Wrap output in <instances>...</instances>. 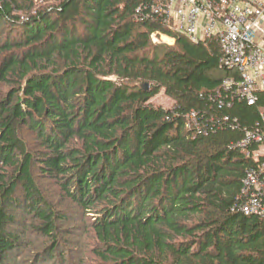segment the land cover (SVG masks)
<instances>
[{
  "label": "trees",
  "instance_id": "trees-1",
  "mask_svg": "<svg viewBox=\"0 0 264 264\" xmlns=\"http://www.w3.org/2000/svg\"><path fill=\"white\" fill-rule=\"evenodd\" d=\"M2 23L0 264H17L24 217L51 242L35 260L60 251L66 217L35 167L89 217L97 264H264V216L241 211L264 176V92L248 105L224 86L239 75L216 36L190 41L162 0H0Z\"/></svg>",
  "mask_w": 264,
  "mask_h": 264
},
{
  "label": "built area",
  "instance_id": "built-area-1",
  "mask_svg": "<svg viewBox=\"0 0 264 264\" xmlns=\"http://www.w3.org/2000/svg\"><path fill=\"white\" fill-rule=\"evenodd\" d=\"M176 30L192 42L216 36L223 52L221 67L235 70L239 79L224 86L248 105L264 92V0H162ZM264 120V114H262ZM194 115H190L193 119ZM263 141L258 130L245 133L239 147ZM261 151L264 153V145ZM244 186L248 198L241 207L245 215L264 216V176L248 174Z\"/></svg>",
  "mask_w": 264,
  "mask_h": 264
},
{
  "label": "rangeland",
  "instance_id": "rangeland-1",
  "mask_svg": "<svg viewBox=\"0 0 264 264\" xmlns=\"http://www.w3.org/2000/svg\"><path fill=\"white\" fill-rule=\"evenodd\" d=\"M37 4H41L44 0H34ZM13 27L9 24L2 23L0 26L1 36L12 39L14 36L12 33ZM10 36V37H9ZM153 42H157L155 39ZM158 42L171 44L169 39L163 38ZM8 87L3 86L2 94ZM155 104H160L163 107L170 106L171 100L163 94L158 95L154 98ZM24 140L27 146L30 148L31 154L36 157L40 156L41 151L40 145L34 143V138L31 134L24 133ZM38 169V167H37ZM34 178L41 189L42 194L48 206L58 214H62L66 217V222H59V230L62 232L59 241V248L54 253L52 259H46L45 256L35 260L36 255L43 253L48 247H51L50 240L44 237L40 232H34L31 226V219L24 217L23 224L18 226L15 225V231L22 234V230L25 232L22 234L21 242L22 246L20 251L17 253V264H97L98 260L92 254L89 253L91 245L93 243L91 234H89V217H85L82 211L59 192L56 184L44 177L39 176V172L34 168ZM18 216V215H17ZM18 220H23L22 217L18 216ZM37 225V223H35ZM22 229V230H21ZM21 233V234H20ZM59 239V238H58ZM51 249V248H49ZM58 252H63L61 255Z\"/></svg>",
  "mask_w": 264,
  "mask_h": 264
},
{
  "label": "crops",
  "instance_id": "crops-1",
  "mask_svg": "<svg viewBox=\"0 0 264 264\" xmlns=\"http://www.w3.org/2000/svg\"><path fill=\"white\" fill-rule=\"evenodd\" d=\"M163 38L169 39V40L171 41V43H172V41H173L172 39H170V38H168V37H165V36H163ZM163 38H162V39H163ZM260 150H261V149H260ZM263 154H264V153H262L261 151L258 153V155H263ZM257 158H258V157H257ZM257 158H256V159H257Z\"/></svg>",
  "mask_w": 264,
  "mask_h": 264
}]
</instances>
